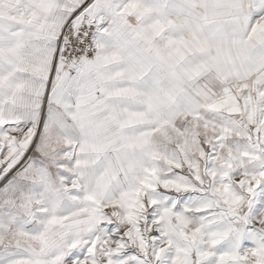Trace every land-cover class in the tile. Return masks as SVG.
<instances>
[{"label": "snow or ice", "instance_id": "snow-or-ice-1", "mask_svg": "<svg viewBox=\"0 0 264 264\" xmlns=\"http://www.w3.org/2000/svg\"><path fill=\"white\" fill-rule=\"evenodd\" d=\"M0 264H264V0H0Z\"/></svg>", "mask_w": 264, "mask_h": 264}]
</instances>
